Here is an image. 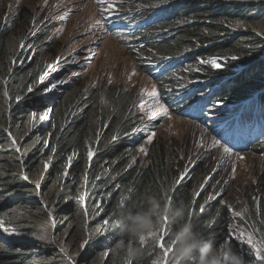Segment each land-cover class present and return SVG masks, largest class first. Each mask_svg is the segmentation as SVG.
I'll list each match as a JSON object with an SVG mask.
<instances>
[{"label":"trees","instance_id":"obj_1","mask_svg":"<svg viewBox=\"0 0 264 264\" xmlns=\"http://www.w3.org/2000/svg\"><path fill=\"white\" fill-rule=\"evenodd\" d=\"M133 1L127 0L129 8L125 11L138 9L141 15L152 18L155 7L170 12L144 30L150 35L141 48L146 60L174 57L185 52L182 50L195 49L203 61L223 59L222 68L202 64L196 73L234 79L232 89L224 95L226 101L250 96L262 87L264 33L253 29L245 36L244 30L234 28L238 22L250 20L248 25L254 26L257 20L264 19V0H156L144 6H136ZM5 17L6 12L0 11V85L8 96L6 111L0 116V222L5 227L29 233L28 226L17 227L12 217L21 209L43 213L55 220L56 232L59 227L63 232L72 223L69 230L88 234L90 246L85 256H103L111 264L114 254L120 252L130 264H153L163 256L161 249L153 248L155 241L144 244V255L133 259L126 255V240L120 247L124 238L116 229L108 227L102 233L99 228L104 220L113 224L121 203L155 193L171 196L173 205L180 201L190 204L197 230L213 238L216 246L230 243L242 255L243 264L256 260L246 246L232 237L233 208L241 213L236 218L237 227L260 241L264 239V193L257 200L252 192L241 193L240 201L232 205L224 200L228 192L222 198L214 196L217 189L207 181L205 188L199 189L205 176L199 170L185 172L162 149L153 147L150 162H141L133 150L138 142L130 137L140 121L133 122L123 108L129 94L117 95L112 102L116 108L113 117L108 114L99 120L85 116L72 96L49 94L47 80L41 79L46 67L40 60L31 62L16 54L18 51L9 43L12 32L5 27ZM172 79L166 83L172 84ZM194 91L198 96L200 90ZM192 99L179 100L177 105L186 106ZM255 103L258 108L257 98ZM111 137L116 140L111 141ZM259 145L261 142L252 148ZM89 151L95 153L91 158ZM40 168L43 175L38 173ZM182 172L185 174L181 178ZM174 181L178 184L174 185ZM173 187L174 192L170 190ZM209 221H214L211 228L206 227ZM168 229L166 240L170 241L175 225L169 223ZM58 240L63 237L59 235ZM45 245L23 237L10 242L0 230V264H53L59 256ZM174 247L168 256L169 264H175Z\"/></svg>","mask_w":264,"mask_h":264},{"label":"rangeland","instance_id":"obj_2","mask_svg":"<svg viewBox=\"0 0 264 264\" xmlns=\"http://www.w3.org/2000/svg\"><path fill=\"white\" fill-rule=\"evenodd\" d=\"M153 1L156 0H134L132 4L144 6ZM111 5L114 7H110ZM128 6L127 0H105L103 3L100 0H0V11L6 12L5 27L12 32L10 45L18 51L17 55L22 54L29 61L40 60L41 65L46 67L47 75L44 73L41 79L47 80L49 88L52 84L56 85L49 94H63L64 98L72 96L77 107L85 111V116L99 120L105 119L108 114L112 118L116 109L112 103L114 98L128 93L129 100L123 108L126 107L125 113L133 122L140 121L130 137L138 142L133 150L141 162H150L152 149L156 147L162 149L168 158H173L185 172L199 170L205 176L199 189H204L207 181L217 189L214 196L222 198L228 192L224 200L232 205L240 201L241 193L252 192L257 200L264 193V146L256 151L247 149L236 152L219 144L207 125L194 123L195 120L191 122L167 105L164 91L170 88L166 81L171 77L153 79L145 67L146 56L142 53L143 49L128 48L120 37L109 32L102 24L103 9H128ZM249 22L250 20L238 22L234 29L244 30L245 36L253 29L264 33V19L257 20L254 26L248 25ZM184 51L187 49L182 50ZM150 54L155 55L153 51ZM192 57L189 64L168 75L181 74L188 77L182 80L176 76L173 85L182 87L196 82L192 80L191 74L205 63L197 60V55ZM216 60L223 65V59ZM186 66L191 68L182 74ZM221 83L224 84L223 87L215 90L217 100L222 96L221 89H228L227 80L217 86ZM101 93L106 95L109 105L100 104ZM7 97L0 85V116L6 111ZM238 98L240 97L235 99ZM157 99L167 108V115L151 119L153 110L159 107L155 103ZM253 104L250 105L251 109H254ZM258 104L262 106L264 101H258ZM214 109L215 107L210 110ZM110 139L116 140L115 137ZM214 143L217 144L216 147L212 146ZM225 147L231 149V155L224 153ZM39 172L43 175V168ZM184 174L182 172L179 175L182 178ZM233 210L232 237L242 247L246 246L248 254L258 261L252 264H264V259L259 258L252 246L246 243L249 235L237 227L238 212L234 208ZM12 218L17 227L28 226L30 231L22 233L13 227H4L0 230L4 231L6 238L15 242L23 237L46 244V249L51 248L59 256L53 264H73V261L75 264H107L103 256H85L90 246L88 234L85 231L74 233V229L69 230L72 223L63 232L60 227L56 232V222L50 215L29 213L21 209ZM72 233L74 234L71 236ZM59 235L63 237L62 241L58 240ZM253 241L256 242L254 239ZM261 256H264V252ZM111 264L130 262H125L119 252L114 254Z\"/></svg>","mask_w":264,"mask_h":264},{"label":"clouds","instance_id":"obj_3","mask_svg":"<svg viewBox=\"0 0 264 264\" xmlns=\"http://www.w3.org/2000/svg\"><path fill=\"white\" fill-rule=\"evenodd\" d=\"M118 9L126 10L124 8ZM193 55L198 56V51L195 49H192L191 51L187 50L186 52L177 56H188V61L183 65L185 66L186 64L190 63ZM155 58L156 57H150L146 60L145 67L148 69V72H150L148 68L150 63L158 64L159 60L164 57L160 56L157 60ZM197 60H201L200 56H198ZM205 65H210L213 69H219L208 63H205ZM189 68H191V66L184 67L182 70V74L186 70H189ZM176 76L167 77H172V80H174V82L172 84H168L170 85V88L166 89L165 92L167 90H172L174 91V93L178 91L191 92L194 91L195 88H198L200 92L196 100L206 99L212 96L214 98V104L211 106V108L215 107V109L209 110L211 119L217 118L221 114L222 110H229V108H233L231 113L245 116V118H243L240 123H242L243 126L247 127L251 131H254L255 126H252V124L250 123L251 118L246 119L247 116L257 118V120H264V104L262 106H259L258 104V101H264V82L261 84L262 87L259 90L249 94L250 96L246 97L245 95V97L238 99H235L237 97L230 96L234 98H232V100L226 101L224 95L232 89L230 85L234 81V79L228 76L214 78L206 77L204 74L194 72L191 74V76L193 77L192 80L196 82H191L182 87H178L176 85H173L176 82ZM178 77L182 80L188 79L186 75L179 74ZM152 78L155 79V76H152ZM223 80H227L226 84L228 86V89H221L222 96L220 98L224 99V101L221 102V99H216L215 90L223 87L224 84L222 83L220 84V86H217V84H219ZM195 97V95H192L193 99ZM255 97H257L258 108L256 107ZM99 102L101 105H109L110 103L106 95L103 93L100 94ZM251 104L254 105V109L250 108ZM182 106L183 105L180 104L177 105V107L175 106L172 108H174L178 112ZM181 116L188 118L191 122H194L195 120L194 123L202 125V123H200L196 119L184 115ZM245 122L247 124H245ZM262 124L264 125V123ZM211 135L215 138L216 141H218L219 144L225 145L220 140L218 134H215L211 131ZM260 142L261 145H259L258 147L252 148V145L249 149L253 151L252 149L258 150L259 148L264 146V137L260 139ZM232 150L240 152L235 149ZM165 214L169 218V223L175 225V230L171 233L172 240L175 241V264H243L242 255L238 253L230 243L224 242L221 245L216 246L213 238L205 237L203 233L197 230V225L194 222L193 215L191 214L190 204L184 201H180L178 204L173 205L167 200V198L155 193H145L139 199L125 201L119 206L118 214L114 219L112 225L113 228L118 231L119 236L124 238L121 243L124 244V241H127V247L125 251L128 257L133 259H140L144 255L143 241H155L156 237L154 233L162 224ZM150 234L153 235L150 236ZM253 262L258 261L255 260Z\"/></svg>","mask_w":264,"mask_h":264},{"label":"snow or ice","instance_id":"obj_4","mask_svg":"<svg viewBox=\"0 0 264 264\" xmlns=\"http://www.w3.org/2000/svg\"><path fill=\"white\" fill-rule=\"evenodd\" d=\"M100 2L103 3V2H105V0H100ZM110 7H114V5H111ZM104 11L108 12L109 9L106 8V9H104ZM62 19H63V17H62ZM34 34L35 33H33V35ZM233 59H236V57H233ZM201 63H208V64L213 65L214 67H217V68L222 67V65L220 63H217V60L215 58L210 59V60H206V61H201ZM45 75H47V74L45 73ZM55 87H56V85L52 84L51 88H47V91L51 92L52 89H54ZM29 91L31 92L32 89H29ZM155 103L157 105H159V107L157 109L153 110L151 119H156L159 116L167 115V111H168L167 108H165L163 104H160V101L158 99L155 101ZM141 106H143V105H141ZM33 115L35 116V114H33ZM13 143H15V141H13ZM212 146L216 147L217 144L214 143ZM141 151H144V149H141ZM223 151L225 154L231 155V149L230 148L225 147L223 149ZM94 154H95L94 152L89 151L88 152L89 158H91ZM70 164H71V158H69V165ZM45 166L47 167V164ZM64 175L67 176L68 173L65 172ZM27 178L28 177H25V179H27ZM173 183H174V185H176V184H178V181H174ZM39 187H40V185L37 183L36 188H39ZM170 190L174 192L176 190V188L173 187ZM209 199H211V197H209ZM167 200L169 202H171V200H172L171 196H167ZM200 211L201 212L204 211L203 207L200 208ZM191 214L193 215L192 211H191ZM236 215L239 216V215H241V213H236ZM213 223H214V221H209L206 224V227L211 228ZM168 224H169V218L165 214L163 217L162 224L159 226V228L154 233L156 239H155V244L153 245V248L158 247L159 249H161L163 251V256L158 257L156 260H154L153 264H169L168 256H169V253L172 251L173 246L175 245V241L166 240V236L168 235V232H169ZM4 227H5L4 223L0 222V229H4ZM108 227H113L111 221L110 220H104L102 225L99 228V231L103 233L108 229ZM151 235H153V234H150V236ZM147 242H148L147 240L143 241L144 244H146ZM246 243L250 244L252 246V249L255 250V254L259 258L264 259V256H261V253L264 252V239L254 242L252 236H248L246 239ZM123 246L124 245L121 243L120 247H123ZM69 259H72V258L69 257ZM73 264H75L74 261H73Z\"/></svg>","mask_w":264,"mask_h":264},{"label":"bare ground","instance_id":"obj_5","mask_svg":"<svg viewBox=\"0 0 264 264\" xmlns=\"http://www.w3.org/2000/svg\"><path fill=\"white\" fill-rule=\"evenodd\" d=\"M255 98H257V97H255Z\"/></svg>","mask_w":264,"mask_h":264}]
</instances>
